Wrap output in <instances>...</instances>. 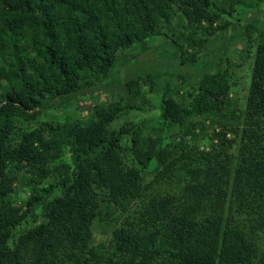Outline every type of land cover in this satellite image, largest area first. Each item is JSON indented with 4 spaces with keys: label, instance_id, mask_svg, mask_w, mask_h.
<instances>
[{
    "label": "trees",
    "instance_id": "trees-1",
    "mask_svg": "<svg viewBox=\"0 0 264 264\" xmlns=\"http://www.w3.org/2000/svg\"><path fill=\"white\" fill-rule=\"evenodd\" d=\"M231 4L0 0V264L264 262V27L253 44L246 126L233 161L226 152L195 154L183 138L179 150L191 157L190 165L210 167L180 195L162 193L142 183L138 168L156 160L162 165L157 175L174 176L175 158L160 150L161 139L144 136L135 125L109 130L122 114L142 108L141 84L151 93L168 83L195 89L190 107L164 95L161 127L184 129L187 135L192 116L219 114L230 89L219 64L237 36V25L228 18ZM175 13L188 34L148 45ZM142 55L149 61H139ZM125 66L132 68L121 83H104L116 67ZM94 92L106 95L102 101L96 97L87 118L24 126L40 113L42 100L58 106ZM124 136L131 163L122 155ZM11 169L30 173L35 188L30 202L41 214L24 229L26 218L9 200ZM53 175L58 179L45 187ZM128 199L139 201L137 218L115 228L108 246L93 244L101 205Z\"/></svg>",
    "mask_w": 264,
    "mask_h": 264
},
{
    "label": "rangeland",
    "instance_id": "rangeland-1",
    "mask_svg": "<svg viewBox=\"0 0 264 264\" xmlns=\"http://www.w3.org/2000/svg\"><path fill=\"white\" fill-rule=\"evenodd\" d=\"M230 1H233L231 15L228 17L237 25V36L233 43L229 46L225 58L219 64V69L228 74L229 93L224 98L223 107L219 114L211 118H200L192 116L186 122V127H192V133L184 135V129L180 130L174 127H161L162 119L160 105L162 98L165 96L173 97L183 106L190 107L191 99L195 93L188 84L168 83L165 89H157L156 92H148L147 86L141 84V89L145 93L146 102L141 109H132L122 114L120 117L111 122L110 131H118L124 125L138 126L144 136H151L161 139L160 150L168 154V158L174 157V176L166 178L163 175H157L162 168L156 160L151 161L146 168L138 166L141 169L142 183H151L153 188L159 189L160 192H168L170 194L180 195L186 183L201 181L204 176L202 172L210 167L208 164L193 168L190 165L191 157L186 158V151L179 150V142L183 139L190 147H195V154L208 155L211 152H226L231 155L232 161L237 154L240 145L241 130L246 126L243 111L246 104V95L251 77V68L253 63V44L258 40L261 30L264 27V1L260 0H214L229 8ZM183 17L175 13L170 22L165 24L161 29V34L148 39L147 44L157 46L167 38L177 39L181 34L187 35L188 29ZM249 34V37L247 36ZM183 39V38H182ZM179 40V42L183 40ZM185 48L189 53L194 49L189 48L186 44ZM133 52V51H132ZM150 56H140L139 61H149ZM155 58V57H154ZM138 62L133 65L137 66ZM132 66L116 67L110 77L104 82L109 86H114L122 82L123 73L130 70ZM106 92H94L93 94L80 95L63 101L58 106H54L55 101L42 100L39 114H35L34 118L25 120L26 128L38 127L43 123L62 122L65 119L82 120L91 114L92 105L96 97L99 96L100 101L104 100ZM31 113V112H29ZM128 136L122 137V147L125 149L128 145ZM189 154L194 156V152ZM188 153V152H187ZM123 157L128 163H131V155L127 149L122 152ZM189 155V156H190ZM217 155V154H216ZM63 160L68 161L65 155ZM226 162V161H225ZM227 163V162H226ZM9 172L10 185L13 193L9 196V200L14 207H19L20 213L26 218V223L22 224V229L33 224V220L37 219V223L41 219L40 211L34 203H31V196L34 195L35 188L32 186L30 173L23 170L11 169ZM210 170V169H208ZM202 174V176L200 175ZM161 177V178H160ZM159 178V180H157ZM58 178L56 175L48 178L46 186L55 183ZM248 186L250 181H245ZM234 185H231V188ZM38 188V187H37ZM40 192V191H39ZM42 193V191L40 192ZM152 195L151 193L149 194ZM107 201V205H108ZM138 200H126L112 202L106 206L101 205V214L99 218H95L92 227L91 241L95 245L103 244L108 246L111 233L115 228L126 226L129 222L137 218L136 213ZM133 219V220H132ZM254 264H264L257 261Z\"/></svg>",
    "mask_w": 264,
    "mask_h": 264
}]
</instances>
